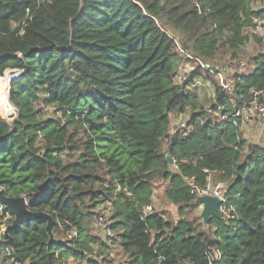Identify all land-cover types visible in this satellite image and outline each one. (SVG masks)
Wrapping results in <instances>:
<instances>
[{"label":"trees","instance_id":"16d2710c","mask_svg":"<svg viewBox=\"0 0 264 264\" xmlns=\"http://www.w3.org/2000/svg\"><path fill=\"white\" fill-rule=\"evenodd\" d=\"M252 17L264 20V0H0V83L7 70L22 72L9 88L16 117L0 118V188L52 220V239L42 218L10 229V248L0 235V264H66L94 250L93 264H209L214 253L213 264H264V145L210 116L226 102L211 73L222 51L243 59L252 40L253 69L236 79V101L264 90V36L243 35ZM166 27L209 67L197 65L189 77L214 85L209 117L174 83L179 59ZM9 80L5 74L0 91L8 113ZM39 103L54 115L42 119ZM187 112L193 132L169 134L172 116ZM203 170L236 209L233 224L208 220L212 234L184 183L203 186ZM161 187L176 221L139 211ZM105 204L109 247L93 227ZM12 219L0 210V231ZM65 222L76 231L71 240Z\"/></svg>","mask_w":264,"mask_h":264},{"label":"built area","instance_id":"2783aa9c","mask_svg":"<svg viewBox=\"0 0 264 264\" xmlns=\"http://www.w3.org/2000/svg\"><path fill=\"white\" fill-rule=\"evenodd\" d=\"M252 24L253 26L250 29L243 31V35L250 34L264 36V20L260 17H252ZM171 38L174 42V52L179 59V64L174 70V83L181 86L186 91L193 92V90L200 86V82L206 80L197 77L193 78L192 81L190 80V82V74L196 70L197 65H201L204 69H209V67L202 65L199 60L187 53L182 48V45L176 36ZM262 40H264V38ZM247 46L246 43V47ZM262 50H264V45L262 46ZM247 67L248 64L244 59L236 57L227 58L221 64H218L215 68L211 69L213 78L217 82L221 94L225 97L226 101L216 107L215 113H217L216 116L222 122L228 123L237 129L243 127L249 128L256 125L259 127V130L264 137V90L250 89L246 101H241L239 103L236 101V79L246 74L245 71ZM206 82L210 83L209 80ZM214 97L215 91L213 101ZM228 105L231 106V109H227ZM37 107L41 111L52 110V108L47 107L42 103H39ZM173 130L184 135H189L194 130V123L189 122L188 119L181 118L173 125ZM171 168L174 171L178 170L174 159H172ZM203 171L208 177L203 186L197 184L194 179L185 178L184 183L186 187L196 198L205 196L216 198L219 202V219L225 223L233 224L236 219V209L234 204L225 196V185L223 183H214L211 179V173L208 170ZM0 190L2 189L0 188ZM3 209L4 206L0 203V210ZM153 210L154 208L151 204L143 205L139 209L143 216L151 214ZM110 211L111 206L108 204L105 206H99L93 217L95 233L99 236L100 241L104 242L108 247L114 238V233L111 228L112 222L110 219ZM65 225L68 227L65 236L68 240H71L76 236V231L69 223L65 222ZM99 260L100 258L96 255V250H94L91 253L83 251L81 259L75 260L74 262L76 264H93V261ZM120 264L126 263L120 262Z\"/></svg>","mask_w":264,"mask_h":264},{"label":"water","instance_id":"95a60500","mask_svg":"<svg viewBox=\"0 0 264 264\" xmlns=\"http://www.w3.org/2000/svg\"><path fill=\"white\" fill-rule=\"evenodd\" d=\"M7 73L10 78L11 82L9 85V88L11 87V84L18 80L22 72L21 71H15V70H8ZM11 104V103H10ZM16 117V112L14 107L11 104L7 119L12 120ZM166 160L169 166L172 165V158L170 156H166ZM0 203L4 206L7 213L13 218L10 225H8L3 233V237L5 238V244L8 246L13 245L12 238L9 237L8 231L10 229H18L26 222L34 221L36 219H44L47 222L46 225V232L49 235V238L52 239V220L51 218L44 214V213H32L27 209V202L25 198L18 197V198H10L4 195L3 191L0 190ZM196 204L200 206L201 209V217L206 223L210 218L219 219V212H218V206L219 202L216 198L213 197H199L196 198Z\"/></svg>","mask_w":264,"mask_h":264},{"label":"rangeland","instance_id":"374dc122","mask_svg":"<svg viewBox=\"0 0 264 264\" xmlns=\"http://www.w3.org/2000/svg\"><path fill=\"white\" fill-rule=\"evenodd\" d=\"M259 6H260V4L258 5V7ZM166 28H167V31H168L167 33L170 35V37L176 36L178 38V36L176 34H173L172 30L169 27H166ZM258 37H261L262 38L263 36L258 35ZM247 45L248 46L246 48H244V50L246 52L245 53L246 55L244 56L245 58H243L244 60H246V62L251 59V55H255L257 53V48H258V46L255 45L252 40H250L249 42H247ZM218 56H219V58L217 59V61L223 62V61H225V59L227 58L228 55H227V52H223L222 51L221 53H219ZM221 62H219V63H221ZM252 69H253V65H250L249 64L248 67H247V69H246V71H245L246 74L249 73V72H251ZM209 86H210L211 90L209 89V90H206L205 92H203L204 89H201L200 88L199 91H198V89L196 88L195 91L193 92V93H195L196 100L198 102V105L200 107V110H202V109L203 110H206V113H207L206 117H209V115H210L209 108H210V106L213 103V98H212L211 95H212V91H213V93L215 91V87H214V85L212 84L211 81H210V85ZM8 95H9V92H8ZM40 113H41L40 117L42 119L51 118L54 115L53 110H48V111H41L40 110ZM0 115L2 116V117L0 116V118H3L6 121H11V120H8L7 119L8 112H7V110L5 108L4 109H0ZM214 115L216 116L217 113H213L210 116H214ZM187 116H188V112H187L186 116H182L181 118L182 119H187ZM177 120H179V118ZM243 129L244 128H241L239 130L242 138H244L243 135L245 134L244 131H243ZM256 138L255 139H247L246 141L247 142H252V141H255ZM217 183H221V182H217ZM161 190H162V187L161 188H158V190H155L154 191L153 200H152V204L151 205L153 206V208H155V210L160 211V212H164V216H165V218L168 221H170V222L176 221L178 219L177 209H176V207H174L173 205L169 204L166 200L163 199V197L161 196ZM195 212H196V216L201 219V228H202V230L205 231V232H208V233L212 234L211 232L213 230L210 229L209 227L205 226V224L208 221L205 223L204 220L201 217V209H200V206H198V208L195 210ZM189 214H190V217L193 215V213H189ZM194 216H195V214H194ZM226 224H229V223H226ZM57 238L61 239V241H64L63 240V236L61 234L60 235H57ZM96 254H97V251H96ZM217 256H218V254L217 253H214L213 254V257L211 256V258L209 259L210 260V263L209 264H213L211 261L213 259L215 260V258H217ZM66 264H67V261H66ZM74 264H76V263L74 262Z\"/></svg>","mask_w":264,"mask_h":264},{"label":"crops","instance_id":"0c3cea01","mask_svg":"<svg viewBox=\"0 0 264 264\" xmlns=\"http://www.w3.org/2000/svg\"><path fill=\"white\" fill-rule=\"evenodd\" d=\"M170 36V35H169ZM207 81V80H206ZM206 81H202V82H200V86H198L197 87V89H198V91H199V89L201 88V89H204L203 90V92H205L206 90H211V88H210V83H208V82H206ZM195 90H193V92H194ZM195 94V93H194ZM213 95H214V93H213V91H212V98H213ZM172 117H174L175 118V116H172ZM171 117V118H172ZM172 119V121H171V125H170V130H169V134H172V129H173V125L176 123V122H178L180 119H181V117H178L179 118V120H177L178 118H176V119ZM177 120V121H176ZM244 129H243V131H244V139H255L256 137V140L255 141H252V142H248V143H253V144H258V145H264V137H263V135L261 134V131L259 130V127L258 126H256V125H254V126H252V127H249V128H246V127H243ZM171 167V166H170ZM208 178V177H207ZM206 183V182H205ZM67 264H74V262H73V259L72 258H69L68 260H67Z\"/></svg>","mask_w":264,"mask_h":264},{"label":"bare ground","instance_id":"6f19581e","mask_svg":"<svg viewBox=\"0 0 264 264\" xmlns=\"http://www.w3.org/2000/svg\"><path fill=\"white\" fill-rule=\"evenodd\" d=\"M5 74H7V73H5ZM4 76H5V75H3L2 79H1V83H0V91H1V88H2V86H3V82H2V80H3ZM10 82H11V78H10V80H9V83H8V85H7V89H6V93H7V101H8L9 103H10V101H9V95H8V92H9V85H10ZM10 106H11V104H10Z\"/></svg>","mask_w":264,"mask_h":264},{"label":"clouds","instance_id":"9594fccd","mask_svg":"<svg viewBox=\"0 0 264 264\" xmlns=\"http://www.w3.org/2000/svg\"><path fill=\"white\" fill-rule=\"evenodd\" d=\"M203 79V78H202ZM205 80V79H204ZM4 210H5V208H4ZM5 212L7 213V211L5 210ZM8 214V213H7ZM10 216V215H9ZM11 224V223H10ZM9 224V225H10ZM8 225H6V226H3L2 228H1V231H0V235H2L3 236V233H4V230H5V228L7 227ZM4 238V237H3ZM3 242L5 243V238H4V240H3ZM8 246V245H7ZM11 246H8V248H10ZM73 262H74V260H73Z\"/></svg>","mask_w":264,"mask_h":264}]
</instances>
